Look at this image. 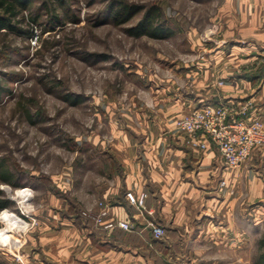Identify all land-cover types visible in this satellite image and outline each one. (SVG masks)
<instances>
[{"label":"rangeland","instance_id":"374dc122","mask_svg":"<svg viewBox=\"0 0 264 264\" xmlns=\"http://www.w3.org/2000/svg\"><path fill=\"white\" fill-rule=\"evenodd\" d=\"M66 1L72 17L62 23L51 25L36 0L19 30L0 32V172L13 181L0 177L12 202L0 209V264L43 255L49 232L104 227L84 214L100 201L95 184L108 180L87 137L110 138L134 98L151 103L150 86L169 78L182 85L187 64L212 68L222 58L225 70L264 77V0H124L142 9L123 24L102 18L115 0ZM153 4L174 33L130 34Z\"/></svg>","mask_w":264,"mask_h":264},{"label":"crops","instance_id":"0c3cea01","mask_svg":"<svg viewBox=\"0 0 264 264\" xmlns=\"http://www.w3.org/2000/svg\"><path fill=\"white\" fill-rule=\"evenodd\" d=\"M223 60L216 59L212 68L208 62L187 64L184 84L169 78L150 86L151 103L134 98V108L122 110L124 123L110 138L97 132L87 137L92 152L103 159L96 167L108 179L95 184L93 193L108 204L110 217L131 221L135 229L49 232L53 240L41 246L43 255L25 253L23 264H258L264 253L259 244L264 238V147L256 146L246 162L230 167L207 135L188 143L175 126L177 118L201 105H236L247 98L264 119V77L225 70ZM128 189L147 192L151 218L165 228L164 236L153 234L149 216L134 214L125 198Z\"/></svg>","mask_w":264,"mask_h":264},{"label":"built area","instance_id":"2783aa9c","mask_svg":"<svg viewBox=\"0 0 264 264\" xmlns=\"http://www.w3.org/2000/svg\"><path fill=\"white\" fill-rule=\"evenodd\" d=\"M256 103L247 98L239 104H230L228 101L217 104H204L192 109L188 114L176 120V128L185 133L193 143L192 138L198 135H207L217 146L225 163L230 167H237L246 161L253 148L264 143V119L255 113ZM196 144V143H193ZM205 148L206 144H198ZM225 181L221 180L220 185ZM147 192H136L132 189L125 191V198L134 210V214L142 213L150 218L147 225L152 228L156 237L165 235V228L154 217V209L146 204ZM98 210L87 211L96 225L104 227L117 226L123 230L131 231L135 225L128 220L110 217L109 206L103 200L98 202Z\"/></svg>","mask_w":264,"mask_h":264},{"label":"trees","instance_id":"16d2710c","mask_svg":"<svg viewBox=\"0 0 264 264\" xmlns=\"http://www.w3.org/2000/svg\"><path fill=\"white\" fill-rule=\"evenodd\" d=\"M36 0H0V32L17 31L19 23L24 20L23 13L31 9ZM38 1V0H37ZM40 1V0H39ZM42 8L48 13V22L52 25L62 23L64 17H72L69 13L66 0H41ZM142 8L138 4H132L124 0H115L109 4L103 14V19H109L115 24L128 22ZM40 13L31 14L29 21L36 22L39 20ZM128 32L134 36L148 35L150 37L160 38L167 37L174 33L173 28L167 24L163 18L161 8L155 4L146 8L143 16L134 25L130 26ZM261 74H259L260 77ZM244 77L254 79L256 76L245 74ZM4 88L0 85V94ZM7 91V89H6ZM2 180L12 181V174L3 169L0 172ZM12 202L2 195L0 191V209L8 207ZM260 246H264V238L259 240ZM258 264H264V253H260L257 258Z\"/></svg>","mask_w":264,"mask_h":264}]
</instances>
